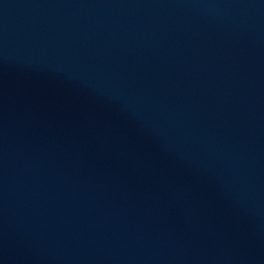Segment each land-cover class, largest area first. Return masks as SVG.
<instances>
[{"label":"water","instance_id":"95a60500","mask_svg":"<svg viewBox=\"0 0 264 264\" xmlns=\"http://www.w3.org/2000/svg\"><path fill=\"white\" fill-rule=\"evenodd\" d=\"M0 264H264V0H0Z\"/></svg>","mask_w":264,"mask_h":264}]
</instances>
